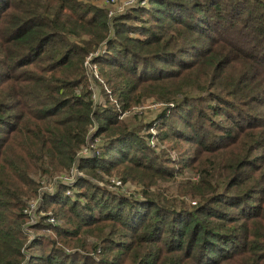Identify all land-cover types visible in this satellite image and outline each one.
<instances>
[{"label": "trees", "instance_id": "16d2710c", "mask_svg": "<svg viewBox=\"0 0 264 264\" xmlns=\"http://www.w3.org/2000/svg\"><path fill=\"white\" fill-rule=\"evenodd\" d=\"M101 1L0 0V264H264V0Z\"/></svg>", "mask_w": 264, "mask_h": 264}, {"label": "built area", "instance_id": "2783aa9c", "mask_svg": "<svg viewBox=\"0 0 264 264\" xmlns=\"http://www.w3.org/2000/svg\"><path fill=\"white\" fill-rule=\"evenodd\" d=\"M136 0H102L101 2L105 5H108L110 6V11H109V17L117 14V13H121L123 12L125 9H127L128 7L132 6L134 3H135ZM119 7H121L120 9H118ZM86 65H88V63H86ZM90 67V66H89ZM92 70V69H91ZM93 75L94 77L97 78V72H96V69L93 67ZM93 97H95V95H93ZM154 107L156 106H162L161 104H158V105H153ZM149 106L148 105H142L138 108H136L137 110H140V109H144V108H148ZM134 109V111L136 110ZM128 114H124L121 118L127 116ZM95 144L94 143H88L84 148H82V150L80 151L79 153V156H82V157H88V156H91L94 154V150H95ZM65 181H70L71 178H64ZM44 182V180L42 181ZM112 183V181H111ZM50 184V183H49ZM49 184H43V187L41 189V191H44L46 193H50L52 190L50 185ZM113 184H114V187H120V183L119 182H114L113 181ZM48 190V192H47ZM40 199H34V200H31L28 205H27V208L26 210L24 211L25 214L28 215V218H29V224L34 221L35 219V214H34V211L36 210V207L39 203ZM50 223H54V219H49L48 220ZM28 232V231H27Z\"/></svg>", "mask_w": 264, "mask_h": 264}, {"label": "rangeland", "instance_id": "374dc122", "mask_svg": "<svg viewBox=\"0 0 264 264\" xmlns=\"http://www.w3.org/2000/svg\"><path fill=\"white\" fill-rule=\"evenodd\" d=\"M121 7H119L118 9H120ZM145 105H148V108H144V109H140V110H135L133 112V115L137 116L136 117V122L137 124H139L140 126L144 127L147 124H151L154 122V120L158 117V115H161L164 107L163 106H156L154 107V103L152 102H147L145 103ZM149 133L156 135L155 130H150ZM168 143V142H167ZM159 143L157 140L152 139L148 144L151 148H154L156 151L161 152V150L165 149L168 147V144L170 145V143ZM97 147V146H96ZM170 158L174 161V160H179L180 158H185L186 156H182L179 157L177 155L176 152L172 151L169 152ZM44 184H49V183H44ZM50 185V184H49ZM107 187L109 189H114L113 186L111 185H107ZM125 188L122 189V191H124L125 193H132L135 191L134 187L131 185H126L124 186ZM48 192V190H47Z\"/></svg>", "mask_w": 264, "mask_h": 264}]
</instances>
